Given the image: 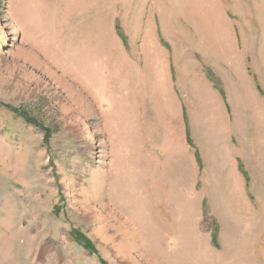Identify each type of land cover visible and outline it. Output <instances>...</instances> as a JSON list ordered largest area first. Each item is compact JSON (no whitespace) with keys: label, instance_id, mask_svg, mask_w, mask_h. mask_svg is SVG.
Wrapping results in <instances>:
<instances>
[{"label":"rangeland","instance_id":"374dc122","mask_svg":"<svg viewBox=\"0 0 264 264\" xmlns=\"http://www.w3.org/2000/svg\"><path fill=\"white\" fill-rule=\"evenodd\" d=\"M105 263L264 264V0H0V264Z\"/></svg>","mask_w":264,"mask_h":264},{"label":"trees","instance_id":"16d2710c","mask_svg":"<svg viewBox=\"0 0 264 264\" xmlns=\"http://www.w3.org/2000/svg\"><path fill=\"white\" fill-rule=\"evenodd\" d=\"M10 110L11 111H13V112H17L15 109H12V108H10ZM23 117V116H22ZM28 122H31V123H34V121L32 120V119H28V118H25ZM36 124V123H35ZM77 236H78V234H77ZM80 238H79V240H83V241H85L86 242V247H90V248H93L92 246H91V243L89 242V241H87V239L84 237V236H82V235H80L79 236ZM106 264V263H105Z\"/></svg>","mask_w":264,"mask_h":264}]
</instances>
